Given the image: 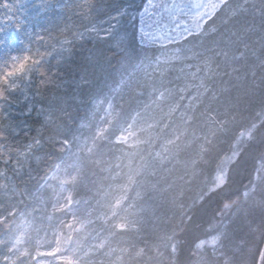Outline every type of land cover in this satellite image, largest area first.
<instances>
[{
  "label": "trees",
  "instance_id": "trees-1",
  "mask_svg": "<svg viewBox=\"0 0 264 264\" xmlns=\"http://www.w3.org/2000/svg\"><path fill=\"white\" fill-rule=\"evenodd\" d=\"M63 2L60 27L40 30L37 43H73L61 63L52 52L51 83L28 101L31 115L20 94L0 100V264H264V0H229L189 39L196 56L149 75L131 16L108 35L86 34L143 0ZM132 70L134 88L89 145L94 100ZM40 79L33 74L32 93ZM158 86L170 99L155 105ZM133 111L147 115L135 120L144 143H115ZM67 163L78 174L62 191L51 175Z\"/></svg>",
  "mask_w": 264,
  "mask_h": 264
},
{
  "label": "snow or ice",
  "instance_id": "snow-or-ice-1",
  "mask_svg": "<svg viewBox=\"0 0 264 264\" xmlns=\"http://www.w3.org/2000/svg\"><path fill=\"white\" fill-rule=\"evenodd\" d=\"M163 2L164 0H143L140 7L131 14L128 7L117 9L109 17L112 23L107 31L110 33L117 29L125 17L131 16V19L136 22L137 34L143 41L142 46L156 43L162 35L179 40L181 38L179 33L176 37H171L170 33H161L160 31V21L165 12L174 23L180 21L191 33L188 21L180 20L181 14L188 15L186 5L191 3L194 9L208 6L204 0H171L170 6L162 7ZM208 2L211 3V0ZM0 7L8 9L3 16H0V52L3 53L0 56V100L11 102L14 95L20 94L22 102L26 104L23 115L29 116L33 111V106L28 101L38 97L39 87L51 83L52 78L48 74L46 65L52 57V52L56 51L54 48L49 50L37 43L38 39H44L40 30L50 31V26L59 28L58 21L64 16L63 9H66L68 5L63 0H55V2L33 0L29 7L19 0V6L17 3L9 5L7 2H2ZM173 9H175L174 13ZM21 10H23L22 16L14 19ZM29 12L32 14L29 15ZM199 16L200 13L196 12L195 16L191 17L194 21L193 27L197 30L202 27L198 22ZM41 25L45 26L41 27ZM65 27L68 25L66 24ZM95 28L93 26V30ZM79 35L83 36L85 33L81 32ZM57 42L61 48L56 52L57 63H61L65 58L63 53L70 51L73 42L69 40ZM65 44H68L69 48H65ZM34 73L40 75L41 79L38 81L37 91L32 93L30 89ZM40 111L42 112L43 109L41 108Z\"/></svg>",
  "mask_w": 264,
  "mask_h": 264
},
{
  "label": "rangeland",
  "instance_id": "rangeland-1",
  "mask_svg": "<svg viewBox=\"0 0 264 264\" xmlns=\"http://www.w3.org/2000/svg\"><path fill=\"white\" fill-rule=\"evenodd\" d=\"M229 0H211V3L208 2V0H204V3L207 4V7H200L199 9H194L191 6V3L186 5L187 13L188 15L181 14L180 20H187L189 28H191V33L185 29V26L180 23V21H176L175 23L169 18L168 13L165 12L164 16L161 18L160 21V31L161 33H170L171 37H176L177 33L180 34V39H170L167 36H161V38L154 44L151 45H143V41L140 40V37L138 36V41L141 47L145 49L147 48V53L149 54V57L146 59V62L143 63L142 69L146 70L148 75L149 72L153 73L154 71H160L161 67L169 66L174 67L178 64V66H181L180 63L183 62L184 59H187L188 57H193L192 54L195 55L197 50H193L194 46L187 45L189 43V39L193 36L202 35L204 31H207L205 20H210ZM22 2L26 5L30 0H22ZM170 6L171 0H164L162 3V7L164 6ZM19 6V2H18ZM22 11V10H21ZM173 13L175 12V9L172 10ZM130 12V11H129ZM199 12L200 16L198 18V22L202 25L199 30L195 29L193 27V19L191 17L195 16V13ZM132 13V12H131ZM112 21H109L108 24H105V22L100 23L99 25H95V30H93V27L90 28L86 34L93 33L96 35H108L109 32L107 31L111 25ZM166 25V27H165ZM179 25V27H177ZM213 27L209 28V32L213 31ZM65 48L66 45H64ZM152 49H154L152 51ZM188 49V50H187ZM60 46L57 47L56 52L60 51ZM66 53V51L64 52ZM155 53V54H153ZM196 56V55H195ZM134 72L132 70L131 74L127 75H120L118 78V81L116 84H112L110 88H107L104 92V94L100 95L99 98L94 100L93 109L90 112V120L87 123H84L83 125H86L87 127H91V123L93 122V133H92V141H89V145L94 144L93 140L98 138L101 133H104L105 130L109 127V123L113 120L114 117H116L119 113V102L121 101V94H123L126 90L129 88H134ZM169 89V88H168ZM155 93L153 98L152 104H161L162 101L168 98V95H166V89L163 86H158V91L155 89L152 90ZM151 91V93H152ZM170 99V98H168ZM159 101V102H158ZM161 109V108H159ZM141 117V118H140ZM147 117L144 115H140L139 113L134 115V111L132 112L131 119L126 122L125 124H120L119 131L115 134L113 137V140L115 143L119 144H126V145H133L136 142L137 144L144 143L143 139L138 138L139 129H143L138 127L136 125L137 123L135 120H144ZM146 128L153 127L150 122L145 124ZM249 133L243 134V137H247ZM241 136V138H242ZM137 137V138H136ZM137 139V141H136ZM77 140L79 142L87 143L88 137L82 138L81 135L77 137ZM71 142V141H70ZM69 142V143H70ZM237 143L235 150L225 158L224 163L222 165V170L219 174L216 176V186H220L225 181V174L227 165L229 162H231L236 157V150H237ZM77 170L75 169L74 163H67L65 165H62L56 169V171L51 175L52 180H57L60 184V187L62 191L64 190V186L67 182H71L77 177ZM49 185H52V183H49ZM61 193V192H60ZM62 195V194H58ZM65 196H61L59 199H55V203L59 202V206H63L65 204V200H70L71 194L69 191H66L64 194ZM25 223H23V226ZM122 225V224H120ZM83 226V225H82ZM81 227V226H80ZM83 229V228H82ZM23 241V234H18L14 240H13V249L19 248ZM22 253V252H21ZM42 251L40 252V254ZM50 253V252H49ZM13 253L7 254L6 259L11 261V256ZM9 258V259H8ZM39 264V262L37 263ZM263 264V262L261 263Z\"/></svg>",
  "mask_w": 264,
  "mask_h": 264
}]
</instances>
